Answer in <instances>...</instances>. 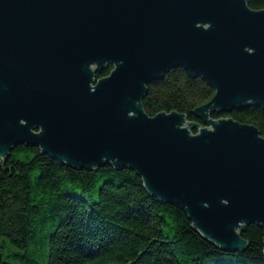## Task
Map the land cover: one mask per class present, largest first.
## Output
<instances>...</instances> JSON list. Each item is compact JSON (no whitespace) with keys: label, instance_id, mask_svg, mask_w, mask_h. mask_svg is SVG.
Wrapping results in <instances>:
<instances>
[{"label":"water","instance_id":"95a60500","mask_svg":"<svg viewBox=\"0 0 264 264\" xmlns=\"http://www.w3.org/2000/svg\"><path fill=\"white\" fill-rule=\"evenodd\" d=\"M176 68L215 88L203 126L142 108ZM250 105L264 108V9L246 0H0V161L26 145L129 167L204 238L243 251L245 228H264V137L210 114Z\"/></svg>","mask_w":264,"mask_h":264},{"label":"trees","instance_id":"16d2710c","mask_svg":"<svg viewBox=\"0 0 264 264\" xmlns=\"http://www.w3.org/2000/svg\"><path fill=\"white\" fill-rule=\"evenodd\" d=\"M246 1L264 9V0ZM214 95L206 80L176 68L147 85L142 108L150 116L182 113L203 126L196 111ZM210 117L253 125L264 137L263 107ZM242 237L243 251L218 248L185 210L153 196L129 167L76 168L26 145L0 161V264H264V228L251 224Z\"/></svg>","mask_w":264,"mask_h":264},{"label":"flooded vegetation","instance_id":"af4514ba","mask_svg":"<svg viewBox=\"0 0 264 264\" xmlns=\"http://www.w3.org/2000/svg\"><path fill=\"white\" fill-rule=\"evenodd\" d=\"M109 65H110V64H109ZM109 65H107V68L109 67ZM107 68H106V69H107ZM106 69H105V70H106Z\"/></svg>","mask_w":264,"mask_h":264},{"label":"rangeland","instance_id":"374dc122","mask_svg":"<svg viewBox=\"0 0 264 264\" xmlns=\"http://www.w3.org/2000/svg\"><path fill=\"white\" fill-rule=\"evenodd\" d=\"M187 126V125H186Z\"/></svg>","mask_w":264,"mask_h":264}]
</instances>
